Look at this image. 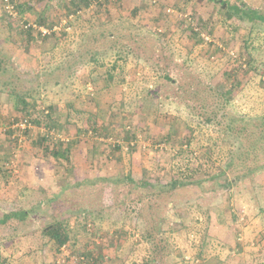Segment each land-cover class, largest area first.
Listing matches in <instances>:
<instances>
[{
    "label": "rangeland",
    "instance_id": "rangeland-1",
    "mask_svg": "<svg viewBox=\"0 0 264 264\" xmlns=\"http://www.w3.org/2000/svg\"><path fill=\"white\" fill-rule=\"evenodd\" d=\"M90 1L0 0V89L17 54L41 69L10 84L35 103L14 110L9 86L0 108V264H264V22L209 0ZM59 220L58 249L42 233Z\"/></svg>",
    "mask_w": 264,
    "mask_h": 264
},
{
    "label": "trees",
    "instance_id": "trees-1",
    "mask_svg": "<svg viewBox=\"0 0 264 264\" xmlns=\"http://www.w3.org/2000/svg\"><path fill=\"white\" fill-rule=\"evenodd\" d=\"M92 1V0H91ZM90 1V2H91ZM95 0L92 1V4ZM145 1H148L150 4L152 2V0H143V6L146 4ZM211 2H213L214 4H217L220 6V8L222 10L225 11L227 18L232 19V18H237L240 21H247V22H264V14L259 13L257 10H254L252 8H249L248 6H246L244 3L242 5L240 4H231L230 2H228L227 0H209ZM89 2V3H90ZM147 2V3H148ZM90 5V4H89ZM100 6H98V8H102V9H107L109 8V5H111L110 0L109 1H105L99 4ZM89 7V6H88ZM75 11V10H74ZM79 17L78 15H76L70 22V25L75 26V23L78 22ZM186 22V21H184ZM189 23V22H187ZM197 25L199 27V29L201 31L206 32V33H210L209 30H207L204 25V22H197ZM33 29L29 28L28 29V36L29 38L33 39ZM159 39L160 41H164L165 39H167V35L165 33L161 34L159 32H155L154 33ZM190 34H192L193 36H195V38H198V41H203V39L200 37V34L197 32H194L191 30ZM154 35V36H155ZM50 37H54V34L44 37L43 40L50 38ZM28 38V39H29ZM34 41V40H33ZM34 62H31L30 65L28 66H22L24 63H22L20 65V67L16 68H12V70H14V72H16V76H11L10 77V84L11 82L14 84L19 83V79L20 77L23 76H28L29 74H32V71H34V73H36V75L41 76V69L38 66H33ZM1 64V62H0ZM3 64V63H2ZM5 65V64H4ZM7 68H5L6 70ZM1 72H3V69L1 70ZM0 72V73H1ZM35 75V74H33ZM19 76V77H18ZM19 78V79H18ZM8 82L4 83L3 89L1 90L2 92H7L8 87L10 86V91L8 92V96L10 98V100L14 101V105L17 108H20L22 111H25V109L28 108L29 103L35 101L33 98L35 97L33 94H30V96H28L26 94H17L16 93V89L12 88ZM149 84H151L149 82ZM149 84L147 83L146 88L149 89ZM176 84L175 80L172 82V85ZM230 94V93H229ZM31 98V99H30ZM35 103V102H33ZM34 105H31V107L29 108H34ZM28 112V111H27ZM207 121H210L209 119H207ZM11 132V131H9ZM66 152L67 149H65L63 152H60L59 150H53L52 151V156L55 159H59V158H64L66 156ZM192 182L190 180H183V179H174V181L172 182V187L173 188H177V187H182V186H188L191 185ZM27 215V212H22V213H12V214H8L7 216H4V221H8L11 218H24ZM73 231L71 230V228L68 226V224L63 221V220H59L56 221L52 224H50L49 226H47L42 233V236H44L45 238H48L50 242H53L55 244V246L59 249L61 247H64L67 245V243L72 239V234ZM97 261L95 260V258L90 257V255H85L83 256V259H80V261H78L76 264H97Z\"/></svg>",
    "mask_w": 264,
    "mask_h": 264
},
{
    "label": "crops",
    "instance_id": "crops-1",
    "mask_svg": "<svg viewBox=\"0 0 264 264\" xmlns=\"http://www.w3.org/2000/svg\"><path fill=\"white\" fill-rule=\"evenodd\" d=\"M16 57H19L18 61L16 60ZM15 61H16V63H15ZM31 62H33V54L31 52H27V54L22 52V54H20V55L17 54V56H15V59H14V63L16 65V67H20V65L22 63H24L22 66L25 67V66L30 65ZM15 65H14V67H15ZM2 67H6V66L3 65L0 68H2ZM4 96H5V93L2 92L0 89V108L2 106H5L6 104H9V102L6 101V98ZM9 101L12 103L11 106L15 110V105H14L15 102L11 101V100H9ZM6 118H8V116H5L3 114V112L0 111V123H2V121L5 120ZM0 139H2V141H4V138L2 135H0ZM0 147H1L0 150H2V148H3L2 142H0ZM3 181H4V179L0 176V211H2V209L4 210L5 207L10 205V203L12 202V199H13V194H14L13 191H9L8 187L6 189L2 188L5 185V183Z\"/></svg>",
    "mask_w": 264,
    "mask_h": 264
},
{
    "label": "built area",
    "instance_id": "built-area-1",
    "mask_svg": "<svg viewBox=\"0 0 264 264\" xmlns=\"http://www.w3.org/2000/svg\"><path fill=\"white\" fill-rule=\"evenodd\" d=\"M105 1H109V0H95L93 3L95 5H98L102 2H105ZM111 1V0H110ZM7 2V8L10 7L11 5V2H9V0H6ZM14 9V5L11 6V10ZM168 13H173V10L171 9H168ZM75 14V15H74ZM74 14H71L69 15L68 17H66L61 26L62 29H65L66 27H69L68 25L70 24L71 20L76 16V15H81L82 14V11H78V12H75ZM29 28H32L37 34H39L42 38L44 37H47V36H50L53 34L54 31H56V28H53L50 29V28H47L45 26H39L37 24H28L27 25ZM68 31H70V27L69 28H66ZM202 35L201 37L204 38V40L206 41H210L209 37L206 36L205 34H200ZM31 122L28 120V119H24L23 121L19 122V123H15L12 127L13 131L17 130V129H20V130H24L26 128H30L31 127ZM23 128V129H22Z\"/></svg>",
    "mask_w": 264,
    "mask_h": 264
}]
</instances>
